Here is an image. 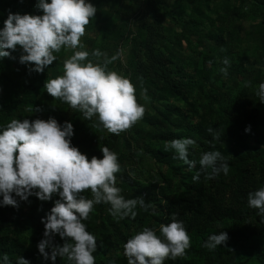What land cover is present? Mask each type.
<instances>
[{"label":"trees","instance_id":"trees-1","mask_svg":"<svg viewBox=\"0 0 264 264\" xmlns=\"http://www.w3.org/2000/svg\"><path fill=\"white\" fill-rule=\"evenodd\" d=\"M86 3L97 12L80 38L82 48L62 47L42 73L30 71L32 63H19L26 54L20 46L0 58V132L12 119L54 118L61 125L72 123L71 144L89 160L102 159L103 147L117 153L121 194L125 199L143 197L152 207L145 211L138 205L135 218L114 219L109 204L95 205L82 221L97 240L95 264H127L128 239L144 227L161 236L160 225L171 223L173 213L184 222L191 245L185 256L164 264H264V214L247 200L249 192L264 188V103L256 94L264 83V0ZM36 5L37 0H0V29L9 12L43 15ZM95 49L108 59L111 50L119 51L108 70L118 68L130 78L145 107L142 119L118 135L104 128L98 115L85 120L81 111L54 100L44 87L64 74V61L75 51H89L88 59L95 62ZM225 57L228 66L222 62ZM222 67L227 75L219 71ZM209 127L220 139L213 138ZM179 138L195 141L188 153L195 166L168 148ZM213 150L221 152L229 171L206 179L199 160ZM197 172L200 178L194 181ZM82 195L92 198L90 190ZM15 198L18 207L0 206V256L7 254L10 264H17L18 257L29 264H70L66 257L45 260L37 247L44 239L41 221L59 196L50 201L35 195L27 201ZM222 231L228 234L225 244L215 250L203 246ZM54 242L62 246L64 240L57 234Z\"/></svg>","mask_w":264,"mask_h":264},{"label":"clouds","instance_id":"clouds-1","mask_svg":"<svg viewBox=\"0 0 264 264\" xmlns=\"http://www.w3.org/2000/svg\"><path fill=\"white\" fill-rule=\"evenodd\" d=\"M36 6L43 15L9 12L0 29V58L9 57L10 52L20 46L26 54L20 56L19 63H32L35 67L30 71L42 73L56 60L54 53L60 52L62 47H83L80 38L97 9L86 0H51L50 3L37 0ZM89 55L87 50L75 51L64 61V74L49 80L44 87L54 100L60 99L81 111L85 120L98 115L104 128L118 135L142 119L145 107L138 103L130 78L108 70L115 56L108 59L105 53L95 49L91 52L94 62L88 59ZM101 57H105L102 63ZM222 62L229 65L226 57ZM219 71L227 75V67ZM256 94L264 103V83L259 85ZM207 131L214 139H220L218 131L211 127ZM245 131H250V126ZM73 134V125L67 121L61 125L54 118L12 119L0 132V206L18 207L15 197L27 201L29 196L35 195L41 201H50L58 195L54 207L41 221L45 230L44 239L37 245L39 253L53 262L59 256L66 257L70 264H95L93 253L97 250V240L82 222L89 218L94 206L109 204L113 218L124 219L135 218L134 209L138 205L145 211L152 205L143 197L125 199L121 194L122 190L116 186V174L121 171L117 153L103 147L102 159L93 156L89 160L71 144ZM194 145L193 139L179 138L171 140L168 148L193 167L195 162L189 160L188 153L189 147ZM199 165L206 179L229 171L220 151L203 153ZM199 178L200 172H197L193 180ZM87 190L91 191L90 199L82 195ZM247 200L250 207L264 214V188L249 192ZM159 231L161 236L154 229L144 227L128 239L124 244L127 264H164L167 259L186 255L191 238L175 213L171 223L161 224ZM57 234L64 240L62 246L54 242ZM227 240V232L222 231L209 236L203 246L215 250ZM0 264H10L7 254L0 256ZM17 264H29V261L18 257Z\"/></svg>","mask_w":264,"mask_h":264},{"label":"rangeland","instance_id":"rangeland-1","mask_svg":"<svg viewBox=\"0 0 264 264\" xmlns=\"http://www.w3.org/2000/svg\"><path fill=\"white\" fill-rule=\"evenodd\" d=\"M139 7H138V5H136V7H134V10H136L137 11V9H138ZM252 27H254V28H252V27H250V31L252 32V30L255 32V30L257 29V28H255V26H253V25H251ZM253 33V32H252ZM255 34H256V32H255ZM243 36H245V34H244V32H243ZM256 38V35H251V39H255ZM99 39H97V41H98ZM119 53V51H117L116 49L115 50H111V52H110V57L111 56H121V54H118ZM111 71H115V72H117L118 74H121L122 75V72L118 69V68H114V69H112Z\"/></svg>","mask_w":264,"mask_h":264}]
</instances>
